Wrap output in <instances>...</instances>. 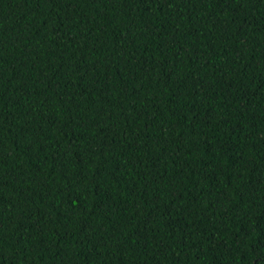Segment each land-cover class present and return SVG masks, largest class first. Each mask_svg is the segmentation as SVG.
<instances>
[{
    "label": "trees",
    "instance_id": "obj_1",
    "mask_svg": "<svg viewBox=\"0 0 264 264\" xmlns=\"http://www.w3.org/2000/svg\"><path fill=\"white\" fill-rule=\"evenodd\" d=\"M0 264H264V0H0Z\"/></svg>",
    "mask_w": 264,
    "mask_h": 264
}]
</instances>
